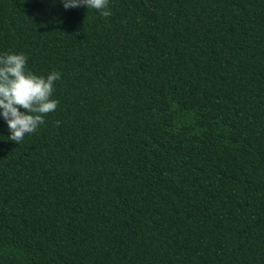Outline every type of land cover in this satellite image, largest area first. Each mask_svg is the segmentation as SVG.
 Instances as JSON below:
<instances>
[{
	"label": "trees",
	"instance_id": "obj_1",
	"mask_svg": "<svg viewBox=\"0 0 264 264\" xmlns=\"http://www.w3.org/2000/svg\"><path fill=\"white\" fill-rule=\"evenodd\" d=\"M109 9L0 0V52L61 73L0 119V264H264V0Z\"/></svg>",
	"mask_w": 264,
	"mask_h": 264
},
{
	"label": "clouds",
	"instance_id": "obj_2",
	"mask_svg": "<svg viewBox=\"0 0 264 264\" xmlns=\"http://www.w3.org/2000/svg\"><path fill=\"white\" fill-rule=\"evenodd\" d=\"M64 10L84 7L101 17L111 16L109 0H59ZM28 57L22 52H0V119L7 125L8 140L19 143L37 131L45 115L56 110L54 84L61 73L52 70L37 75L27 68ZM22 109V110H21Z\"/></svg>",
	"mask_w": 264,
	"mask_h": 264
}]
</instances>
